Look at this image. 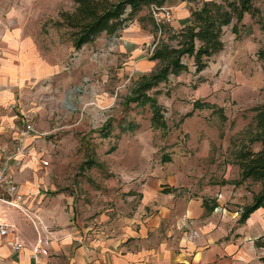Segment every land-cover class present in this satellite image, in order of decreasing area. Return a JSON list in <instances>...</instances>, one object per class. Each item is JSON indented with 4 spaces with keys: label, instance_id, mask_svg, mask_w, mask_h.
<instances>
[{
    "label": "rangeland",
    "instance_id": "374dc122",
    "mask_svg": "<svg viewBox=\"0 0 264 264\" xmlns=\"http://www.w3.org/2000/svg\"><path fill=\"white\" fill-rule=\"evenodd\" d=\"M250 1L257 12L244 15L238 37L230 29L224 32V51L205 70L195 73L190 67L147 92L166 124L160 129L152 125L148 104L127 102L138 82L157 68L149 58L155 44L173 35L167 25L159 33L147 7L116 35L103 33L77 50L61 18L74 12L75 0H0V78L17 87L15 101L4 109L11 117L8 151L15 155L17 145L34 137L32 143L39 140L34 146L49 162L43 168L49 183L81 200L104 184L114 201L117 187L144 180L156 167L187 164L203 170L207 163L195 158L191 134L200 145V135L222 138L237 129L232 151L247 147L254 109L264 106V63L257 57L264 48V0ZM134 19H142L149 39H129ZM238 51L246 60L230 67ZM26 124L36 133L22 135ZM184 176L189 182L207 180L201 173ZM128 193L118 197L129 199ZM124 201L128 213L133 202Z\"/></svg>",
    "mask_w": 264,
    "mask_h": 264
},
{
    "label": "crops",
    "instance_id": "0c3cea01",
    "mask_svg": "<svg viewBox=\"0 0 264 264\" xmlns=\"http://www.w3.org/2000/svg\"><path fill=\"white\" fill-rule=\"evenodd\" d=\"M202 2L165 0L163 5L172 8L173 15L169 30H181L191 10ZM133 24L131 41L150 38V32L141 28L142 19H134ZM230 60L227 65L232 67L246 59L238 51L236 59ZM16 88L0 78V167L8 166L25 195L23 205L50 227L51 246L48 255H34L37 232L33 225L18 210L5 208L0 219L17 227L25 246L14 252L9 245L13 235L0 238V264H264V249L254 244L264 236V208L238 223L241 208L251 202L258 185L240 180L236 164L240 148L233 152L231 147L237 129L222 138L200 135V145L198 136L190 135L195 158L207 163L203 170L187 164L166 170L156 167L144 180L117 187L114 201L104 192L109 190L104 184L101 191L81 200L76 193L66 194L47 181L42 165L46 156L34 146L39 140L34 144V137L27 139L24 156L8 151L11 117L4 109L15 101ZM246 144L253 151L261 148L259 143ZM198 173L207 176L206 182H189L184 176ZM215 175L222 180L216 181ZM127 190L131 198L124 200L133 203L125 213L127 205L118 196ZM193 232L197 236L191 238Z\"/></svg>",
    "mask_w": 264,
    "mask_h": 264
},
{
    "label": "trees",
    "instance_id": "16d2710c",
    "mask_svg": "<svg viewBox=\"0 0 264 264\" xmlns=\"http://www.w3.org/2000/svg\"><path fill=\"white\" fill-rule=\"evenodd\" d=\"M192 1V0H181ZM165 0H75L74 12L61 13L64 25L72 30V43L75 49L93 43L103 33L114 36L124 29L132 17L150 4L163 5ZM257 9L250 0H207L191 10L188 23L168 40H159L149 56L157 62V68L149 76L143 77L128 103L138 106L149 105L152 125L164 129L166 124L160 114L156 99L147 92L161 83L170 82L193 68L195 73L205 70L212 57L224 47V32L230 29L234 37L240 35V27L245 14L254 15ZM171 40H175L173 44ZM258 59L264 63V48L257 52ZM186 61H185V60ZM199 105L195 102L194 108ZM249 144L259 143L260 150L242 147L236 154V164L241 181L258 185L252 192V200L241 208L238 223L242 224L258 208H264V106L254 109ZM255 247L264 249V236L254 241ZM264 260V258H261Z\"/></svg>",
    "mask_w": 264,
    "mask_h": 264
},
{
    "label": "built area",
    "instance_id": "2783aa9c",
    "mask_svg": "<svg viewBox=\"0 0 264 264\" xmlns=\"http://www.w3.org/2000/svg\"><path fill=\"white\" fill-rule=\"evenodd\" d=\"M148 9L155 27L158 29L159 33H161L162 28L172 21V8L164 5L159 6L156 4H150ZM30 133H36V131L32 126L26 124L22 135ZM26 154L27 149L24 143H20L16 146L15 155L24 156ZM48 164V160L42 161L43 166H47ZM24 200L25 195L21 192L16 182H14L9 173L8 166L4 165L0 167V214L5 208L16 209L22 213L31 222L37 232L36 241L32 246L33 254L48 255L51 246V229L38 215L34 214L23 205ZM10 234L13 235L12 239L9 241L11 249L14 252L21 251L24 248L25 243L19 236L17 227L0 219V238L6 239ZM196 236V232L191 234V238Z\"/></svg>",
    "mask_w": 264,
    "mask_h": 264
}]
</instances>
